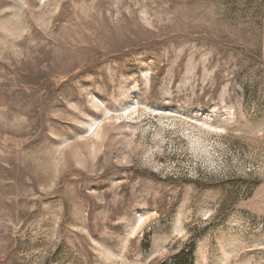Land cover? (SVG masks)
<instances>
[{"label":"rangeland","instance_id":"374dc122","mask_svg":"<svg viewBox=\"0 0 264 264\" xmlns=\"http://www.w3.org/2000/svg\"><path fill=\"white\" fill-rule=\"evenodd\" d=\"M193 244L264 264V0H0V264Z\"/></svg>","mask_w":264,"mask_h":264},{"label":"trees","instance_id":"16d2710c","mask_svg":"<svg viewBox=\"0 0 264 264\" xmlns=\"http://www.w3.org/2000/svg\"><path fill=\"white\" fill-rule=\"evenodd\" d=\"M194 252H195V244H193L190 249L185 252V253H179L177 255H175V261L177 262V264H187V263H192V261L194 260ZM187 253V254H186ZM181 257V258H179ZM186 257H190V260ZM188 261V262H187Z\"/></svg>","mask_w":264,"mask_h":264}]
</instances>
